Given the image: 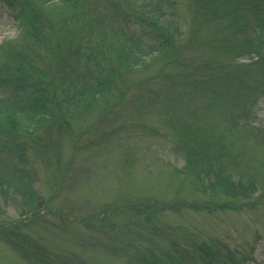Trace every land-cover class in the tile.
Returning <instances> with one entry per match:
<instances>
[{"label": "rangeland", "instance_id": "374dc122", "mask_svg": "<svg viewBox=\"0 0 264 264\" xmlns=\"http://www.w3.org/2000/svg\"><path fill=\"white\" fill-rule=\"evenodd\" d=\"M175 1L180 17L185 15L184 21L181 17L183 37L191 35L192 20L186 22L189 0ZM98 2V16L107 21L102 22L112 23L118 18L112 0ZM118 2L122 7L129 5L125 0ZM220 23L202 21L200 27L213 38L205 42L196 38L181 53L199 75L208 65L209 70H213L212 65L216 70L224 61L233 62L229 47L225 49L224 45L232 38L241 40V34H232L225 40L227 34ZM68 27H72L70 22ZM18 32L12 11L0 1V41ZM235 57L245 63L238 71L241 77L245 74L255 82L259 69L253 62L260 59L258 54L241 53ZM152 63L128 75L125 83L111 93L113 96L87 115L67 114L68 104L63 114L67 122L63 117L62 123L43 122L25 148L19 147L9 156V162L0 160V178L10 179L0 186V205L4 209L0 223H6V229H13L22 245L28 246L20 247L18 242L13 245L0 228V264H134L136 256L142 258L149 251L160 253L169 246V234L180 243L190 237L197 241L212 238L221 239L227 247L249 252L253 249V257L246 264H264V130L260 139L256 134L258 128L264 127V93L258 92L252 103L239 101L236 108L233 93L223 90L221 95L212 92L209 96L201 86L199 92L203 96L205 93L210 111L203 118L191 105L185 107L184 102L196 100L193 90L181 85L169 91L159 74L162 61ZM176 70L175 66L164 67L165 72ZM80 71L85 72L84 67ZM144 77L153 81L154 91L139 93L133 86V79ZM165 96L169 98L163 107L170 112L176 108L179 114L175 119H162L165 114L157 109ZM71 109H77L75 102ZM239 109L250 112L249 128ZM175 120L180 128L193 122V140L197 147L204 143L200 154L212 153L206 149L209 139L212 146L214 138L221 139L227 150H218V155L223 161L235 160L226 171L237 179H253L257 191L250 197H233L221 189L213 191L209 185L203 186L211 178L203 174L206 177L200 181L191 156L186 166L187 153L180 149L181 138L172 129ZM232 121L237 124L235 128ZM176 200H213L218 202V209L172 207ZM143 227L161 231L138 233ZM122 234H132L137 244H127Z\"/></svg>", "mask_w": 264, "mask_h": 264}, {"label": "trees", "instance_id": "16d2710c", "mask_svg": "<svg viewBox=\"0 0 264 264\" xmlns=\"http://www.w3.org/2000/svg\"><path fill=\"white\" fill-rule=\"evenodd\" d=\"M0 1L10 8L19 27L15 37H6L0 41V160L9 162V156L19 147L25 148L29 138L43 122L62 123L64 109L68 108V104L75 102L77 109H71L70 105L67 114L87 115L101 101H107L114 89L125 83L128 75L149 68L154 60L162 61L163 70L159 74L163 76L169 91L181 85L193 90L191 93L196 100L184 102L185 107L191 105L194 111L202 113L203 118L210 111L206 107L205 93L203 96L199 92L201 86L207 89L209 96L212 92L221 95L223 90L233 93L232 103L236 108L239 101L252 103L257 100L258 92L264 93V0H189L190 12L188 11L186 22L192 20V24L189 22L191 35L184 37L181 17L184 21L185 15L181 14L180 17L175 0H146L142 3L125 0L129 3L127 7L120 6L118 0H112L113 7L118 10V18L112 23H105L107 21L98 16L96 9L101 0ZM201 20L221 21L220 25L227 34L225 40L236 34H241V40L236 37L225 45L220 44L225 49L229 47L228 52L233 55V62L228 64L224 61L216 70L213 65V70H209L208 65L199 75L181 53L186 44L196 38L204 42L207 38L211 39L208 30L200 27ZM68 22L71 23V28L68 27ZM251 52L260 57L257 62H253L259 69L255 82L245 74L241 77L238 71L245 63L235 57L236 54ZM166 65L175 66L177 70L174 73L165 72ZM81 67H84L85 72L80 71ZM239 78L241 83L238 85ZM55 81H58V85ZM132 82L139 93L144 90L154 91L151 87L153 81L149 77L133 79ZM199 96L202 98L199 99ZM167 98L169 97L163 98L157 109L165 114L162 119L170 120L179 113L176 108L170 112L163 107ZM239 112L243 123L247 124L245 127L249 128V120H252L251 115H248L250 112H242L241 109ZM175 121L176 125L172 129L181 138L180 149L187 153L186 166L190 165L193 157V169L200 181L203 182L206 177L203 174L211 178L208 183L203 182V186L209 185L213 191L221 189L233 197H250L257 191L253 179H237L232 172L226 171L227 165L235 160L223 161L218 155V150H227L221 139L213 137V146L209 139L206 149L212 153L200 154L204 143H198L197 147L193 140V122L180 128L178 121ZM231 126L235 128L237 124L233 122ZM263 130L264 127L256 130L259 139ZM230 155L227 151V156L231 157ZM205 171L210 173H204ZM212 173L213 178L210 175ZM5 178H0L1 187L5 181L10 182V179ZM42 202L41 199L38 200V204ZM181 206L206 207L211 210L218 209V202L210 200L189 203L176 200L172 203V207ZM136 207L138 209L140 205ZM36 209L38 210L37 207ZM36 209L32 212H36ZM3 210L0 205V213ZM150 227H143L137 232L161 231L160 228ZM0 228L13 245L18 242L20 247H28L22 245L20 238L17 239L19 235L14 234L13 229H6V223H0ZM122 235L126 237L127 244H137L132 234ZM169 240V246L164 247L160 253L149 251L142 258L136 256L133 263L246 264L253 257V249L249 252L227 247L221 239L197 241L190 237L185 243H180L169 234Z\"/></svg>", "mask_w": 264, "mask_h": 264}]
</instances>
